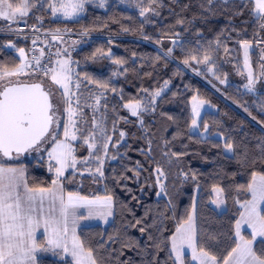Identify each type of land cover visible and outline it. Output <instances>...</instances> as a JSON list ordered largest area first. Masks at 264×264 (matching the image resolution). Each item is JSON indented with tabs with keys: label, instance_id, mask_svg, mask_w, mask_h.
Returning <instances> with one entry per match:
<instances>
[{
	"label": "trees",
	"instance_id": "16d2710c",
	"mask_svg": "<svg viewBox=\"0 0 264 264\" xmlns=\"http://www.w3.org/2000/svg\"><path fill=\"white\" fill-rule=\"evenodd\" d=\"M135 1L138 5L139 0ZM143 4L147 7L148 0H143ZM157 4L152 8L159 14L146 13L147 22L139 10L111 4L105 9L89 5L79 19H60L51 24L56 30L69 25L77 32L89 29V34L105 33L110 38L83 41L72 65L77 67L80 77L86 78L85 84L94 87L96 81L107 84V88H98L107 94V131L112 132L114 125L115 130L103 175L95 178L70 171L64 178L66 191L84 197H112V222L78 231L86 249L92 248L104 258L105 264H173L174 257L169 256L171 237L176 227L187 220L196 191L198 244L222 261L235 247V225L240 205L248 200L247 186L252 173L264 175V85L260 92L251 94L238 85L222 87L204 71L207 64L216 76L225 78L233 71V59L240 60L242 41L264 42V28L260 26L264 21L256 18L254 3L245 6L241 0H212L211 4L209 0H157ZM178 19L184 23L178 24ZM116 36L126 38H112ZM7 43L27 51L28 41L0 36V62L19 64L15 51L4 48ZM206 54L211 59L204 62ZM253 55L255 64L258 59ZM193 56L197 59H192ZM113 60L124 63L115 64ZM161 89L164 93L153 106V114L145 117L142 125L128 117L124 110L126 103L145 102L149 93ZM193 97L213 107L200 121L201 131L205 123L208 125L207 137L189 131ZM84 116L87 126L81 129L86 135L92 116L89 110ZM162 124H165L162 137H149L158 134ZM121 130L125 133L123 138ZM218 136L232 140L235 154L225 152L224 140ZM155 140L159 147L165 144L160 149L162 154L155 151ZM82 141L75 145L78 155ZM23 166L30 187L52 186L54 175L45 157L34 158ZM158 167L164 171L163 189L157 183ZM213 186L224 189L225 207L221 212L213 203ZM137 220L142 223L137 225ZM141 227L146 229L144 233L139 231ZM149 235L153 239L149 240ZM210 236L215 239H209ZM245 236L250 239L248 233ZM125 243L130 247H124ZM253 248L257 255H264V241H256ZM185 258L186 264H190L189 256ZM37 261V264H71L66 259L50 257H38Z\"/></svg>",
	"mask_w": 264,
	"mask_h": 264
},
{
	"label": "snow or ice",
	"instance_id": "6c2138e0",
	"mask_svg": "<svg viewBox=\"0 0 264 264\" xmlns=\"http://www.w3.org/2000/svg\"><path fill=\"white\" fill-rule=\"evenodd\" d=\"M92 2L94 0H51L48 6L53 16L60 14L65 19H72L84 12L85 5ZM104 3L105 0H100L99 6L104 7ZM209 3L211 4L212 0H209ZM241 3L247 6V3H252V0H247V3L245 0H241ZM153 4H157V0H148L147 7L144 6L143 0H139L137 6L145 22L148 20L146 13L159 14L152 8ZM34 6L32 0H0V20L9 23L16 22L18 17L28 16L30 9ZM157 7H159L158 4ZM253 11L257 19L264 21V0H255ZM236 14L242 13L237 12ZM177 23L183 24L184 21L178 19ZM260 26L264 28V23H261ZM123 30L129 31L127 28ZM88 31L89 29H85L81 35H86ZM147 38L145 37V39ZM109 42L111 43V41ZM12 46L9 44V47ZM249 46L248 41L241 42V47L245 49L246 64ZM17 51L20 53L21 63L15 68L9 70L0 65V156L11 160L14 159L13 153L19 155L29 150L39 152L43 144L51 140L53 147L48 152V157L50 161H55V165L49 163V171L54 169L56 178L52 180L51 187H30L24 180L22 168L5 167L0 164V264H36L35 253L40 249L36 231L41 225L44 228L46 239V246L41 250L60 249L63 252L61 258L71 257V264H105L104 258L95 254L92 248L86 249L84 241L76 235L78 218L75 209L88 208V215L82 216V218H92L94 213L90 205L96 201L88 200L74 192H68L65 199L64 190L59 187V184L65 169L68 167L75 169L77 164L70 141L83 139L84 144L88 146L89 155L92 156L93 149L96 148V136L101 135L107 141H111V137L105 134L102 121L93 119L92 130L85 136L77 121L73 119L74 116L78 115V108L72 107L71 97L75 93L69 89V83L72 79L69 60H57V64L60 66L57 69L45 67L39 58L33 57L36 68L32 69L31 65L25 61V50L20 48ZM97 51L100 52L99 49ZM171 52L172 49H169L168 53ZM95 55L94 53L93 56ZM192 59L197 58L193 56ZM210 59L209 55L204 56V62ZM113 63L122 64L124 62L113 60ZM185 63L187 64V60ZM39 72H42L45 77H49L52 83L58 86V89L63 90L59 95L62 96L63 102L68 105L66 111L69 114L68 121L64 125L63 140L58 139L55 130L52 129V125L59 123L55 111L58 105L53 102L57 90L46 87L44 81L40 79L31 83L18 79L22 75H32ZM12 77H17V79L13 80ZM88 79L89 82H93L91 78ZM95 83L97 87L107 88L106 83L102 84L99 81ZM76 87H80L79 83ZM245 88L249 92L254 90V79L251 74H249ZM113 91L115 90L113 89ZM159 95V91L154 93L153 103H155V97ZM101 97H103V92L96 97L97 107ZM193 100L195 101L196 97H193ZM204 103L205 101L200 100L193 105V118L189 131L199 132L197 118L200 116L199 107L203 106ZM78 104L79 101L77 100ZM89 107L93 106L89 105ZM124 107L129 110L132 116L136 117L147 110V106L140 101L126 103ZM141 124H143L142 120ZM113 130H115V125ZM206 132H208L207 123L204 124V132H199V134L204 136ZM77 133H81V135L78 136ZM120 136L123 138L125 133L121 132ZM221 139L224 140L225 151L235 154L236 146L232 140L223 136ZM107 147L108 145L105 143V155H107ZM173 155L178 156L180 154L173 153ZM96 159L100 160V157L96 156ZM84 163H87V158ZM156 171L159 175H163L159 167ZM96 172L101 176L103 175L99 167H97ZM134 174L138 175V173ZM21 188H23V192L19 191ZM247 188L252 194V199L240 205L243 211L236 221L235 247L224 256L223 260L221 261L204 245L198 244L193 212L188 215L187 220L177 226L175 234L171 237L169 256L170 258L174 257L173 264H186L185 248L191 251V257L195 264H264V255H257L253 248V242L256 238L258 236L264 237V208L261 207V204L264 203V175L257 176V173L253 172L252 182L248 184ZM212 191L215 194L213 203L219 207L224 203V189L213 186ZM99 199L97 197V200ZM46 201L48 202L47 208L45 206ZM104 204L108 211L102 213L101 218L106 219L108 215L112 214V197L106 196ZM141 223L142 220L136 221L137 225ZM242 225H247L252 230L251 239H245L241 234ZM139 231L144 233L146 229L141 227ZM109 239L112 240L113 237L110 236ZM151 239L153 237L149 235V240ZM209 239H215V237L210 236ZM123 246L130 247L127 243Z\"/></svg>",
	"mask_w": 264,
	"mask_h": 264
},
{
	"label": "rangeland",
	"instance_id": "374dc122",
	"mask_svg": "<svg viewBox=\"0 0 264 264\" xmlns=\"http://www.w3.org/2000/svg\"><path fill=\"white\" fill-rule=\"evenodd\" d=\"M32 2L35 6L30 9L28 16L18 17L16 22H12L13 24L9 23L8 21L0 20V26H3L4 24H11V25L6 26V27H10L12 25H14V27H15L17 25V23H19L20 21H36V20L42 21V23L46 24V26H49V25L52 26L51 24L55 20L62 19V20H66V21H72V20L79 19L80 17L85 15L86 7L89 5L97 6L100 9H105L111 4H118L121 7H124L127 9L139 10V12H140V9L137 6V2L135 0H123V2H121V0H105L104 7L99 6L100 0H94V2L88 3L85 5L84 12H82L79 16H76L72 19H65L60 14L53 16L51 9L48 6L49 3L51 2V0H32ZM253 2L255 4V1H253ZM44 12H45V15L42 14ZM49 19H50V21H49ZM0 29H6V28L0 27ZM10 31H12V30H10ZM96 35H98L97 39H110V38H108V34H105V33H96ZM112 38L124 40V38H126V37L125 36H120V37L116 36V37H112ZM136 40L146 42V40H144L142 38H138ZM57 42L59 43L58 46H65V43L61 39H58ZM9 44H11L13 46L9 47ZM249 44H250V46H249L248 52H247V64H246V57H245V49L240 46V49H241L240 60L241 61L238 60V58L233 59V61H234L233 71H229V73L225 76V78H221L220 76H216V74L214 72L215 70L210 68V67H207V64L205 65L206 70H204V71L210 73L211 76H214L213 79L222 87H225V86L227 87L228 85L233 84V85H238L239 87L242 88L243 91H246V92L251 93V94H256V93L260 92L262 90L263 85H264V42H257V43L250 42ZM4 48H6L7 50H14L15 51L14 54L16 55L17 58L20 59V63H21L20 53L17 51V49H20V48L17 45H15L14 43H7L4 46ZM57 53H59V55L56 54V58L52 62L51 67H55V68L59 69L60 66H59V64H57V60H65L66 59V57H64V54H63V47H61ZM253 53H255V55L257 56V59H258L257 63H255V64L253 61V56H254ZM25 61H26V51H25ZM238 61H239V63H238ZM0 65L5 66L9 70H11V69L15 68V66L18 65V63H14V62L11 63L8 61V62H0ZM69 67L71 68V77H72V79L69 83V89L72 93H75V95H73L71 97L72 107L78 108V115L74 116L73 119H75L77 121L80 128H81V126H84V125L87 126V124L83 121H86L84 113L86 112V110H89V112L91 113V116H92V121H93V119H96L97 121H102L104 128H105V134L107 136L111 137V141H112L113 137H114L113 136V127L111 128L112 132H110V130L107 131L108 116H107V113L105 110L106 109L105 102L107 99L106 92L103 90H100L98 87H94L91 83L85 84L86 78L80 77L78 75L77 67L70 66V64H69ZM210 69H211V71H210ZM249 74H251L253 79H254V90L252 92H249L245 88V85L248 83ZM11 79L15 80V79H17V77H12ZM18 79H20L21 81H27L29 83H31L37 79H40V80L44 81L46 87H51L52 89L57 90V95H56L53 102L58 105V108L55 111H56L57 117L59 118V123L52 125V129L55 130L56 137L60 140H63L64 139V125L68 121V117H69V114L66 111V108L68 107V105L63 102L62 96L59 95V93H61L63 90L58 89V86L53 84L49 77H45V76H39V75H34V74L22 75ZM221 81H224V82L222 83ZM77 83H79V85H80L79 88L76 87ZM161 90L159 91L160 95L155 97V103H156L157 99L161 96V94L164 93V89H161ZM215 90H217V88ZM101 92H103V97L100 98L99 106L97 107L96 106L97 105L96 97ZM154 93H156V92L149 93V95H147L148 93H145L148 97L146 98L145 102H143V101H141V102H142V104L147 106V110L141 112L139 114V117L132 116L130 114L129 110L127 108H125L124 110H125V112H127L128 117L135 118L136 121L138 122V124H141V120L143 121V119L145 117H150L153 114V106L155 105V103H153ZM77 100L79 101L78 105H77ZM200 100L201 99H199L198 97H196L195 101L193 100V98L191 100L192 118H193V105L195 103H197V101H200ZM89 105H91L93 107H89ZM212 110H213V107L210 105V103H208L206 101L203 104V106L199 107L200 116L197 118L198 119V125H199V132H204V131L200 130V121H201L203 114L205 112L212 111ZM89 128H91V130H92V123H91V126H89ZM89 128H87L88 131L87 130L85 131L86 135L89 134V131H90ZM164 130H165V124H162L159 127V130L157 131L158 134H155V136L149 135V137H155L156 138V136H157L160 139L163 135ZM121 132H123V131L121 130ZM199 132H197L195 130L191 131L192 134L200 135ZM77 135L79 136V133H77ZM207 136H208V133L206 132V133H204V136H201V137H207ZM218 137L221 139L220 136H218ZM78 141H80V139H77L75 141H70L72 149H73V154L77 160V164L75 166V169H73L72 167L66 168L64 175L62 177H60L59 187L64 190L65 199L67 198V193L69 192V191L65 190V186H64V178L66 177V175L71 171V172H74L76 174H80L82 176L83 175H92L95 178L101 177V175L96 172V169H97V167H99L101 169V171H103L104 161L107 157V155H105L104 144L107 143V145H108L107 152H108V149H109V146L111 143V141L105 140L103 136L97 135L96 136V148L93 149V155L90 156L88 146L86 144H84V142L82 141L83 145L80 149V155L82 156V154H83V157L80 158V155H78L76 153V147H75V145ZM117 145H119V142L116 144V146ZM157 145H159V144H157V141L155 140V151L156 152L160 151V153H161L160 149H161V147L164 149L165 144L163 143L161 145V147H159ZM52 147H53V143L51 140H49V142L43 144V146L39 152L35 151V150H29L28 152L20 153L19 155H17L16 153H13L12 155H13L14 159H11V160L8 159L7 157L0 156V164H2L5 167H13V168H17V169L22 168L24 170V180L26 181V173H25V167L23 166V163H25L27 161H31L34 158H40L43 156L46 158V162L48 164V167H49V163L55 165V161H50L49 157H48V152L51 151ZM166 153L167 152L165 151L164 156L167 155ZM226 153L229 155L232 154V153H228V152H226ZM96 156H99L100 160H97ZM86 158H87V163L85 164L84 161ZM101 161L103 162L102 164H101ZM159 168L163 172V175H159L157 173V183L159 184V187H161L165 182V177H164L163 169L161 167H159ZM52 171H53L54 178H56L55 177V170L53 169ZM257 176H259V174H257ZM251 182H252V180H251ZM76 185L78 187L81 185L80 180H78ZM19 191L23 192L24 190H23V188H21V189H19ZM247 193L249 195L248 200H251L252 199L251 192L247 191ZM105 197L106 196H102V197L99 196V198H100L99 200H97V196L86 197L88 200L96 201V203H94L93 205H90V207L92 208V211L94 213V216L92 218H89V219L82 218V216L86 217L88 215V208L80 207V208L75 209L76 215L78 218L77 219V226H76V235L77 236H78V231L81 228L93 226V225L106 226L112 222L113 200H112V206H111V213L112 214L108 215L106 217V219L101 218V214L108 211V209L105 207V204H104V198ZM213 198L215 199L214 193H213ZM196 199H197V191L195 192L194 199L192 201V202H194V205H192V209L190 212V213L194 212L195 227H196V210H195V206H196L195 200ZM47 205H48V202L46 201L45 202L46 208H47ZM214 205H215L216 209L218 210V212H221L225 207L224 203L221 204L219 207H217L216 204H214ZM263 206H264V203L261 204L262 208H263ZM57 207H58V202H57ZM242 211H243V209L241 208L240 213ZM240 213L238 215L237 220L240 218ZM235 231H236V225H235ZM251 231L252 230L250 228H248L247 225H242L241 234L245 237V239H248L245 236V233H248L250 235V239H251ZM175 232H176V229H175L173 235L175 234ZM36 238H37V241L40 245V249H38L37 252L35 253L36 264L38 262L37 261L38 257H50V258L59 259V260L62 259L61 257L63 256V252L60 249L48 250V251L41 250L44 246H46V239L44 236V228L42 225L36 231ZM258 240L264 241V237L258 236L256 238V240L253 242V247H254L255 242ZM184 252H185V257L189 256L190 264H195V261H193L192 257H191V251L189 249L185 248ZM57 253H59V254H57ZM64 259L68 260L71 263V257H64L62 260H64Z\"/></svg>",
	"mask_w": 264,
	"mask_h": 264
},
{
	"label": "built area",
	"instance_id": "2783aa9c",
	"mask_svg": "<svg viewBox=\"0 0 264 264\" xmlns=\"http://www.w3.org/2000/svg\"><path fill=\"white\" fill-rule=\"evenodd\" d=\"M0 36H24L29 38L28 63L32 69L36 68L33 57L39 58L41 64L45 67H51L52 60L58 49V39H61L65 43L67 50L65 51L66 58L70 63H73L74 54L78 51L80 44L86 39L98 38L96 34L87 33L86 35H81V32H77L69 26H64L56 32L50 30L41 21L21 22L13 28L0 29ZM34 74L43 75L42 72Z\"/></svg>",
	"mask_w": 264,
	"mask_h": 264
},
{
	"label": "crops",
	"instance_id": "0c3cea01",
	"mask_svg": "<svg viewBox=\"0 0 264 264\" xmlns=\"http://www.w3.org/2000/svg\"><path fill=\"white\" fill-rule=\"evenodd\" d=\"M253 1H255V0H252V2H253ZM253 3H254V2H253ZM254 6H255V4H254Z\"/></svg>",
	"mask_w": 264,
	"mask_h": 264
}]
</instances>
